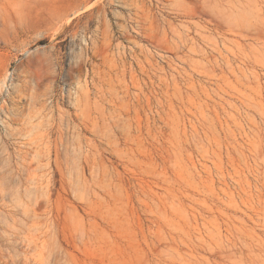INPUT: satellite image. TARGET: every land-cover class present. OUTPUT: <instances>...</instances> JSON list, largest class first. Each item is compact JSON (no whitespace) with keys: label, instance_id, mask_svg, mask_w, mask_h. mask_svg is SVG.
Returning <instances> with one entry per match:
<instances>
[{"label":"rangeland","instance_id":"1","mask_svg":"<svg viewBox=\"0 0 264 264\" xmlns=\"http://www.w3.org/2000/svg\"><path fill=\"white\" fill-rule=\"evenodd\" d=\"M7 74L0 264H264V0H0Z\"/></svg>","mask_w":264,"mask_h":264},{"label":"bare ground","instance_id":"2","mask_svg":"<svg viewBox=\"0 0 264 264\" xmlns=\"http://www.w3.org/2000/svg\"><path fill=\"white\" fill-rule=\"evenodd\" d=\"M10 84H11L10 74L5 75L4 78L0 80V104L3 100V95L7 93Z\"/></svg>","mask_w":264,"mask_h":264}]
</instances>
